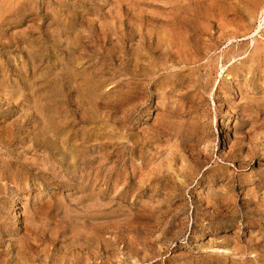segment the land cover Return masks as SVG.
I'll return each instance as SVG.
<instances>
[{"label":"rangeland","instance_id":"374dc122","mask_svg":"<svg viewBox=\"0 0 264 264\" xmlns=\"http://www.w3.org/2000/svg\"><path fill=\"white\" fill-rule=\"evenodd\" d=\"M235 2L0 0V264H264V0Z\"/></svg>","mask_w":264,"mask_h":264},{"label":"bare ground","instance_id":"6f19581e","mask_svg":"<svg viewBox=\"0 0 264 264\" xmlns=\"http://www.w3.org/2000/svg\"><path fill=\"white\" fill-rule=\"evenodd\" d=\"M139 1V0H137ZM263 0H237V2H235L233 4V6L226 8L223 12L226 13L225 15H229L231 17H234L235 20H239L240 23H244L245 20H250L252 19L259 11V9H261V3ZM17 2V1H16ZM117 4V3H116ZM115 4V5H116ZM138 4V3H137ZM7 5V4H6ZM11 6V5H10ZM166 7V6H165ZM262 12H264V10H262ZM229 13V14H228ZM3 16V15H2ZM153 16V15H152ZM157 17V16H156ZM163 19V18H162ZM233 21V20H231ZM231 25V24H230ZM260 29V25L258 26V30L255 31H259ZM246 31V30H244ZM249 31V30H248ZM246 33V32H245ZM252 35V34H251ZM250 35V36H251ZM245 37V36H244ZM226 38V37H225ZM243 38V37H242ZM233 39V38H232ZM234 40V39H233ZM238 40V39H237ZM256 40V39H255ZM251 42V41H250ZM114 44V42H113ZM166 46V45H165ZM264 57V55H263ZM202 61V60H201ZM220 62V61H219ZM233 62V61H232ZM186 64V63H185ZM182 65V64H181ZM203 68V67H202ZM179 70V69H178ZM162 72V71H161ZM219 76V75H218ZM217 79V78H216ZM35 81V80H34ZM160 82V81H159ZM214 83V82H213ZM149 86V85H148ZM33 87V86H32ZM32 89V88H31ZM67 91V90H66ZM244 93V92H243ZM115 95V94H114ZM21 96V95H20ZM248 96V95H247ZM18 98V97H16ZM209 98V97H208ZM145 99V98H144ZM37 100V99H36ZM243 102V101H242ZM6 104V103H5ZM241 104V103H240ZM104 105V104H103ZM116 105V104H115ZM47 107V106H46ZM140 108V107H139ZM54 109V108H53ZM120 109V108H119ZM123 114V112H122ZM205 116V115H204ZM209 117V116H208ZM16 124V123H15ZM54 127V126H52ZM15 128V127H14ZM51 129V128H50ZM49 129V130H50ZM56 129V128H54ZM160 129V128H159ZM53 130V128H52ZM60 130V129H59ZM63 130V129H61ZM162 130V129H161ZM54 131V130H53ZM151 140V139H150ZM196 148V147H195ZM214 150V149H213ZM202 154V153H201ZM202 158V157H201ZM186 164V163H185ZM154 171V170H153ZM166 174V173H165ZM147 183V181H146ZM144 188V187H143ZM100 202V201H99ZM15 203L14 202V206L15 207ZM121 218V217H119ZM33 225V224H32ZM131 226V225H130ZM106 227V226H105ZM151 227V226H150ZM153 229V228H152ZM30 230V229H29ZM154 230V229H153ZM100 235V234H99ZM129 237V236H128ZM174 245V244H173ZM2 264V263H1Z\"/></svg>","mask_w":264,"mask_h":264}]
</instances>
